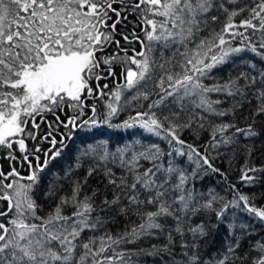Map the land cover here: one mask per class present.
<instances>
[{"label": "snow or ice", "instance_id": "6c2138e0", "mask_svg": "<svg viewBox=\"0 0 264 264\" xmlns=\"http://www.w3.org/2000/svg\"><path fill=\"white\" fill-rule=\"evenodd\" d=\"M262 186L264 0H0V264H264Z\"/></svg>", "mask_w": 264, "mask_h": 264}, {"label": "trees", "instance_id": "16d2710c", "mask_svg": "<svg viewBox=\"0 0 264 264\" xmlns=\"http://www.w3.org/2000/svg\"><path fill=\"white\" fill-rule=\"evenodd\" d=\"M91 131V135L87 137L88 142H92L94 140H106L113 144H118L121 142H128L129 138L132 137L133 139H138L140 137L134 135L139 130L138 129H118L113 127H108L107 125H101ZM147 136V134H144ZM85 139L81 134H77V139L74 143L70 144V152L75 153V150L77 147L81 145V140ZM154 138L149 137L148 140H151ZM148 140H144L145 143L148 142ZM71 160V155H65L63 158L58 159L53 163L52 170L53 171H61ZM225 164H227V161H225ZM236 173H233V176L235 177ZM204 184L208 187L216 186L217 191H220L223 185L220 183L218 177H210L208 180L204 181ZM243 191H248V188L244 187L242 188ZM253 191L261 192L264 191V186L256 189H252ZM223 194V193H222Z\"/></svg>", "mask_w": 264, "mask_h": 264}]
</instances>
